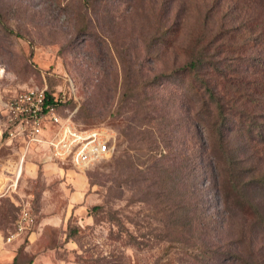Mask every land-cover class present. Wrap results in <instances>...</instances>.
<instances>
[{"label":"rangeland","instance_id":"rangeland-1","mask_svg":"<svg viewBox=\"0 0 264 264\" xmlns=\"http://www.w3.org/2000/svg\"><path fill=\"white\" fill-rule=\"evenodd\" d=\"M198 51L227 101L228 158L246 182L264 178V0H0V164L16 162L21 143L9 139L6 103L30 87L55 94L79 127L107 129L113 149L84 171L60 165L63 179L40 168L0 177L5 240L23 210L33 219L12 264H201L213 250L208 264H242L230 254L264 264V224L225 205L208 133L168 77ZM161 170L177 171L189 242L171 226ZM60 180L83 199L42 224L44 192ZM249 197L264 211L257 182Z\"/></svg>","mask_w":264,"mask_h":264},{"label":"trees","instance_id":"trees-1","mask_svg":"<svg viewBox=\"0 0 264 264\" xmlns=\"http://www.w3.org/2000/svg\"><path fill=\"white\" fill-rule=\"evenodd\" d=\"M200 52L201 51H198L197 54L194 53L190 61L186 63L185 66H183L179 71L172 73L168 77L175 78L176 82L181 84L185 95L192 101V104L196 109V119L200 122V125L203 124L204 129L208 133V149L210 150V153L214 159L216 168L219 169L220 172H224L226 177H224L223 189L221 190L225 205L229 206V209L231 206L234 207L231 209L238 208L245 210L246 212H249L251 215H253L257 222L264 224V211L261 205L252 201L249 197V189L255 182H257L258 186L264 188V178H259L252 181L249 180L246 182L245 174L241 170L237 169L234 164V158H228L229 155L226 151V141L224 134L226 120L225 110L227 109V101L220 93L218 81L215 79L210 80L208 78V68L210 64L205 63V56ZM211 68L215 70L216 67L211 64ZM52 94L53 93L47 91V97L50 102L54 101ZM233 100L236 101V98L233 97ZM230 101H232V98ZM233 105L236 106L235 104ZM62 106L63 102L61 100L59 103V112L63 116H66L63 113ZM79 128L86 129L87 127ZM125 161L126 160H121L120 163L117 162L119 169H122L120 166L121 164H126ZM157 166L159 168V165ZM159 172H161L159 174V178H164L166 181H169L176 195L175 199H173L171 197L174 195L172 191L173 189L167 190L168 195H170L167 200L169 203H173L174 207V209L171 208L170 210L171 226L178 229L181 236L180 238L185 239L186 242H189L190 240L187 239V235L192 233V223L194 217L191 216V213L185 206L182 207L181 211L179 209V202L177 203L179 193L177 171L168 175V171L161 170ZM221 174L223 175V173ZM186 196L188 195L186 194ZM191 202L192 201L190 197L189 202H186L189 207ZM191 210L193 209L191 208ZM219 256V252L213 250L211 253L207 254V256L200 257L198 260L201 264H208L209 262L216 263ZM226 258L236 262H241L242 264H259V262L256 260L248 261L244 257L234 255L231 256V254L230 257L226 255ZM250 259L254 258L250 257Z\"/></svg>","mask_w":264,"mask_h":264},{"label":"built area","instance_id":"built-area-1","mask_svg":"<svg viewBox=\"0 0 264 264\" xmlns=\"http://www.w3.org/2000/svg\"><path fill=\"white\" fill-rule=\"evenodd\" d=\"M50 102L47 90L30 87L17 93L6 103V118L9 139L25 145L26 151L34 147L42 152L47 147L49 156L78 170H87L94 164L107 160L113 155L112 135L107 129H81L71 116L59 112L60 99L52 94ZM24 162L21 160L20 166ZM33 219L26 209L16 223L15 233L6 238L11 243L26 234Z\"/></svg>","mask_w":264,"mask_h":264},{"label":"crops","instance_id":"crops-1","mask_svg":"<svg viewBox=\"0 0 264 264\" xmlns=\"http://www.w3.org/2000/svg\"><path fill=\"white\" fill-rule=\"evenodd\" d=\"M18 155L19 159L16 162L4 160L6 164H0V177H7L8 173H13L18 179L22 174H30L33 171L38 172L39 168L47 174H55L58 178H66L70 173L60 167L63 163L53 160L49 156L47 147L42 149V152H37L34 147L25 149V145L20 143ZM24 157V162L20 166L21 160ZM63 166V165H62ZM60 195V196H59ZM83 194L79 190L70 191L67 189L65 182L60 180L56 188H48L44 192L43 205L50 214H48L44 223L56 225L63 221V217L68 215L79 206ZM65 216V217H66ZM32 239V237L30 238ZM21 246V240L18 237L14 242L7 243L5 236L0 232V264H12L16 258V250Z\"/></svg>","mask_w":264,"mask_h":264}]
</instances>
